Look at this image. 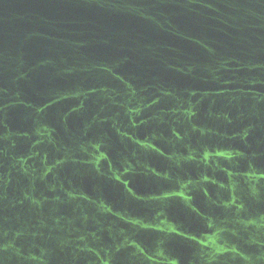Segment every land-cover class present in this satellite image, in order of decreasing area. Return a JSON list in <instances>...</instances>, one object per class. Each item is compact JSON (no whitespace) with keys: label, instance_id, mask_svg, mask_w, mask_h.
Returning a JSON list of instances; mask_svg holds the SVG:
<instances>
[{"label":"water","instance_id":"1","mask_svg":"<svg viewBox=\"0 0 264 264\" xmlns=\"http://www.w3.org/2000/svg\"><path fill=\"white\" fill-rule=\"evenodd\" d=\"M0 264H264V0H0Z\"/></svg>","mask_w":264,"mask_h":264}]
</instances>
